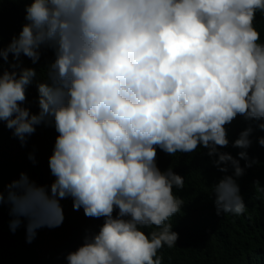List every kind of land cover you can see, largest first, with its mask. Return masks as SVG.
I'll return each instance as SVG.
<instances>
[{"label": "trees", "instance_id": "obj_1", "mask_svg": "<svg viewBox=\"0 0 264 264\" xmlns=\"http://www.w3.org/2000/svg\"><path fill=\"white\" fill-rule=\"evenodd\" d=\"M0 264H264V0H0Z\"/></svg>", "mask_w": 264, "mask_h": 264}]
</instances>
